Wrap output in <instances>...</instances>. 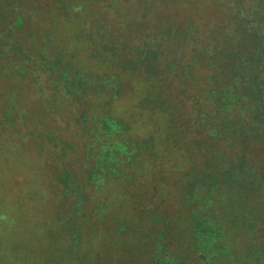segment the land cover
<instances>
[{
    "label": "trees",
    "instance_id": "16d2710c",
    "mask_svg": "<svg viewBox=\"0 0 264 264\" xmlns=\"http://www.w3.org/2000/svg\"><path fill=\"white\" fill-rule=\"evenodd\" d=\"M102 2L104 8H108L111 0ZM21 3L26 6L32 0H0V61L3 65L16 64V72L21 74L36 58L37 62H33L35 64L28 69L34 73L46 71L52 89L64 92L62 98L67 96L73 101H80L90 96L91 104L103 102V106L97 105L89 113L91 124L86 125L89 126L88 131L102 134L103 141H107L108 145L101 149L102 157L96 159L98 165L89 171L88 180L94 177L97 180L110 172L103 171L99 164L106 154H109L108 162L114 160L108 150L112 151L114 146L117 152L123 151L118 158L120 163L126 156L129 157L128 162L143 157L144 165L157 161L168 146L187 161L185 149H193V165L185 166L187 173L179 187L180 207L183 206L187 228L189 226L185 242L172 246L165 240L163 232L175 222L174 214L166 218L164 227H160L164 229L161 233L156 227V233L152 228L141 231L129 222L118 227L120 239L135 236L140 242L142 240L140 247L136 244L139 252L145 255L144 262L139 264H264V0H229V10L225 12L222 8L221 16L212 13L202 16L207 19L204 27L198 22V13L191 21L187 20V16L177 21V16L172 18L165 8L166 13L163 10L154 12L157 17L165 15L172 18L167 24L160 23L157 33L160 37L154 40L156 43H142L133 46L132 51L123 50L124 54H121L116 53L109 42L103 47V55L108 53V57L116 61L117 70L124 74L138 71L144 79L146 91L142 94L134 82L130 84L131 100L120 97L119 88H123L120 75L112 81L111 87L117 90L116 93L103 100V97L96 96L100 90L96 83L88 81L89 74L81 73L71 62H64L62 55L65 53L62 50H57L58 55L50 59L47 53L52 54V47L25 52L21 39L15 33L23 24V16L16 15L11 21H5L1 10L7 7L11 12V8ZM97 5L95 2L90 8ZM76 20L80 24L84 22L80 17ZM195 25L200 28L196 37L190 38ZM93 51L90 47V57ZM188 52L193 58L192 55H182ZM71 69H74L72 73ZM91 75L103 79L102 76ZM199 85L201 91L196 90ZM120 100L129 108V120L122 121L112 114L115 112L114 105ZM177 100L184 106L192 101L191 110L196 112L193 119L185 114L179 119L180 112L174 113L173 110ZM17 105L9 102L4 106L7 112L2 122L16 120L21 114ZM174 118L180 121L178 128L171 132L169 127L165 129L164 123H172ZM129 121L131 123L128 124ZM154 122L162 125H154ZM113 135L119 138L136 135L137 139L124 140V146L119 141L112 145L109 139ZM158 136H161L159 140ZM180 137H183L184 149L175 146ZM172 140L173 143L170 142ZM99 170L103 172L99 173ZM135 172L130 179L136 178L141 183L140 188L146 191L142 197H159L161 192L149 185L155 181L136 176ZM112 174L117 173L114 171ZM55 179L64 192L76 188L75 194L80 196L75 198L76 206L86 203L81 193L83 185L78 182L75 186L71 185L70 173L59 171ZM109 202L106 196L99 197L98 214L90 217L107 218ZM149 210L143 207L141 212L145 221L152 224L160 214ZM87 212L90 213L89 208ZM90 217H78L82 219L80 225L87 223L92 226L90 223H94L95 219ZM72 230L76 234L77 229ZM153 237L154 248L151 249L148 242ZM87 238L85 232H81L74 242L77 244ZM114 260L120 264L117 259ZM130 261L131 264H138L135 259Z\"/></svg>",
    "mask_w": 264,
    "mask_h": 264
},
{
    "label": "rangeland",
    "instance_id": "374dc122",
    "mask_svg": "<svg viewBox=\"0 0 264 264\" xmlns=\"http://www.w3.org/2000/svg\"><path fill=\"white\" fill-rule=\"evenodd\" d=\"M228 1L111 0L108 8H104L102 0H32L26 6L23 2L16 5L14 9L11 8V12L7 7L1 10L5 21H11L16 15L23 16V24L15 33L21 39L25 52L38 48L49 50L52 47V54L47 53L50 59L51 56L58 55L57 50H62L65 53L62 55L64 62H71L78 71L89 74L88 81L96 83L100 90L96 96L103 97V100L116 93L117 90L111 87L112 81L116 79L115 76L120 75L123 86L119 88L120 97L131 100V83L137 85L141 94L146 91L143 77L138 71L124 74L117 70L116 61H112L108 53L103 55V47L111 42L110 46L116 53L124 54L123 50L132 51L133 46H140L142 43L152 45L160 37L157 34L160 23L167 24L168 19L175 16L177 21L186 16L191 21L198 13V22L203 26L207 19L202 16L211 13L221 16L222 8L225 12L229 10ZM95 2L98 3L97 7L91 9V4ZM76 7L81 8V11L79 8L76 11ZM165 8L172 14V18L154 15L159 10L166 13ZM74 17L83 18L84 22L80 24ZM58 20L67 26L61 25ZM210 21L217 24L215 20ZM195 24L197 25L196 22ZM196 25V29L191 30L193 35L190 38L196 37L198 33L200 27ZM90 47L94 50L92 58ZM182 55L190 57L192 53ZM33 62H37V59H33L21 74H17L18 65H3L0 61V264H118L114 259L120 264H131L130 260L134 259L138 264L143 263L145 255L137 249L142 240L140 242L135 236L120 239L118 227L129 222L141 231L152 228L156 233V227L161 233L164 229L161 230L160 227H164L170 214L176 217L171 227L163 232L165 240L172 243V246L185 242L189 226L187 228L183 206L180 207L179 187L187 173L185 166L193 165V149H185L187 161L177 150L168 146L157 161L144 165L141 159L143 157L128 162L129 157L126 156L120 163L118 158H121L123 151L117 152L114 146L112 151L108 149L114 160L108 162L109 154H106L99 164L103 171L112 172L97 180L95 177L88 180L89 171L98 165L96 159L102 157L101 149L108 145L107 141H103L102 134L87 130L89 113L95 106H103V102L91 104L90 96L80 101H73L67 96L62 98L64 92L52 89L46 71L34 73L28 69L35 64ZM91 74L102 76L103 79ZM176 87L177 85L174 90ZM201 88L199 85L196 90ZM9 102L18 103L21 114L16 122L4 123L2 119L4 120L7 112L4 106ZM118 102L114 105L115 112L112 114L122 121L129 120L130 113H127L129 108L126 103L122 100ZM191 103L189 101L184 106L177 100L173 105L174 113L181 114L180 120L184 114L190 119L194 118L196 112H192ZM81 113H84L83 117ZM175 118L172 123L165 121V129L169 127L167 130L172 132L178 128L180 120L176 121ZM157 124L162 125L154 122V125ZM121 138L113 135L109 140L112 145L119 141L124 146V140L133 141L137 136L125 135ZM182 138L175 139L179 142L175 146L184 149ZM170 142L173 143V140ZM116 159L118 162H115ZM134 170L136 176H145L156 182L149 185L161 192L159 197H142L146 191L140 188L141 183L136 178L130 179ZM59 171L70 173L71 185L75 186L77 182L83 185L81 193L85 196L86 203L76 206L75 198L80 197L75 194L76 188L64 192L61 185L57 184L55 177ZM103 171L99 170V173ZM114 171L117 174L113 175ZM101 196H106L110 201L107 218L92 216L95 219L94 223H90L92 226L87 223L80 225L82 219L79 220L78 217H90L97 213ZM143 207L160 214L159 219L149 224L141 212ZM161 218L163 219L160 220ZM72 228L77 229L76 234ZM81 232H85L88 238L81 240L77 246L74 241ZM148 245L151 249L154 248V237Z\"/></svg>",
    "mask_w": 264,
    "mask_h": 264
}]
</instances>
